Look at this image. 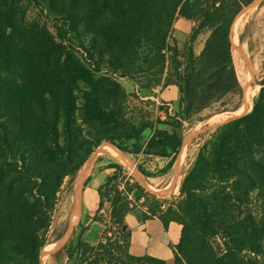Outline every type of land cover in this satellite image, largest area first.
<instances>
[{"label": "trees", "instance_id": "trees-1", "mask_svg": "<svg viewBox=\"0 0 264 264\" xmlns=\"http://www.w3.org/2000/svg\"><path fill=\"white\" fill-rule=\"evenodd\" d=\"M253 1L0 0V264H41L64 179L102 143L167 158L157 170L166 173L196 106L240 98L230 33L238 12ZM32 4L54 16L55 32L28 20ZM178 16L195 20L184 50L169 41ZM208 28L197 56L193 43ZM119 76L142 89L176 85L178 111L138 119ZM260 85L251 109L202 144L179 197L157 199L146 214L165 228L182 225L172 264H264V77ZM115 178L98 192L100 207L110 198L117 234L108 230L90 243L74 230L63 246L65 264H169L131 253V201Z\"/></svg>", "mask_w": 264, "mask_h": 264}, {"label": "rangeland", "instance_id": "rangeland-1", "mask_svg": "<svg viewBox=\"0 0 264 264\" xmlns=\"http://www.w3.org/2000/svg\"><path fill=\"white\" fill-rule=\"evenodd\" d=\"M28 6V20L38 19L51 31H56L57 22L52 14L41 12L34 4ZM194 25L195 20L178 16L173 24L170 43L177 44L180 50H184ZM210 32L211 28L205 29L194 41L193 48L197 56L201 54ZM230 38L235 69L241 84L240 98L228 100L227 105L223 99L209 104L199 103L196 106L184 121L182 147L174 166L166 173H158L157 170L168 163L167 158L124 153L110 142L98 146L75 175L64 179L52 213V224L46 233V245L41 251V264L67 262L63 246L72 237L74 230L75 237L81 235L90 243H96L108 230L109 235L114 231H116L114 234H117L110 218V198H104V205L100 207L98 192L100 186L114 175L116 178L113 184L123 191L125 199L131 201V210L126 215V222L131 231L135 228L142 234L141 225L153 219V217L146 219V214H149L150 206L154 205L157 199L179 197L182 181L192 168L202 144L211 137L218 126L248 112L261 88L260 81L264 77V0H254L238 12L232 23ZM118 81L129 93L132 114L138 119L145 117L155 120L159 116L165 117L166 108L173 112L178 111L180 91L176 85L142 89L125 77L119 76ZM236 103L238 107L233 108ZM224 107H228L229 110L224 111ZM149 135L150 131L146 130L141 140H146ZM114 149L122 152V155L115 154ZM114 163H118L120 168L111 167ZM138 165L156 174L144 175ZM84 169L86 174L80 181ZM112 196L113 193L110 194V197ZM259 205L260 203L256 201V205L253 206L256 215H260ZM73 212L78 213L77 220H73ZM79 222H82V226H79ZM169 246L175 252L174 245ZM131 247L132 236L130 251L136 255L135 246L134 250ZM173 261L168 263L172 264Z\"/></svg>", "mask_w": 264, "mask_h": 264}, {"label": "crops", "instance_id": "crops-1", "mask_svg": "<svg viewBox=\"0 0 264 264\" xmlns=\"http://www.w3.org/2000/svg\"><path fill=\"white\" fill-rule=\"evenodd\" d=\"M115 153L122 155L117 149H114ZM155 222V223H153ZM142 234L133 228L132 230V250L134 246L136 249V255H150L157 258L172 262L175 257L174 250L170 248V244L177 245L180 241L182 225L171 222L167 228L158 218H153L146 221L142 225ZM139 228V227H138ZM137 236V237H136Z\"/></svg>", "mask_w": 264, "mask_h": 264}, {"label": "bare ground", "instance_id": "bare-ground-1", "mask_svg": "<svg viewBox=\"0 0 264 264\" xmlns=\"http://www.w3.org/2000/svg\"><path fill=\"white\" fill-rule=\"evenodd\" d=\"M254 67V66H253ZM115 154H117V155H121V154H119V153H115ZM86 168V167H85ZM85 174H86V169H84V171L82 172V175H81V178H80V181H82V179L84 178V176H85ZM78 208V207H77ZM74 213V212H73ZM78 215V213H74V217H73V220H77V216ZM69 234V233H68Z\"/></svg>", "mask_w": 264, "mask_h": 264}]
</instances>
